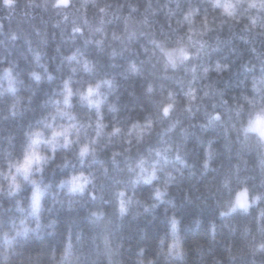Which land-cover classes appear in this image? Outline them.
Segmentation results:
<instances>
[{"label": "clouds", "instance_id": "1", "mask_svg": "<svg viewBox=\"0 0 264 264\" xmlns=\"http://www.w3.org/2000/svg\"><path fill=\"white\" fill-rule=\"evenodd\" d=\"M95 0H81V7ZM187 8L181 10V3ZM20 0H13L11 5L0 0L9 11L15 9ZM29 8L48 7L63 13L69 0H24ZM171 5H175L172 7ZM205 13L211 12L213 18L223 23L242 24L244 32L264 36V0H164L158 11H163L169 18L180 13L177 23L185 27L183 35L170 43L168 40L151 38L148 43L153 51L148 57L163 60L164 78L167 73L184 70L191 76L182 95L190 106L198 99L193 87L198 78L208 79L211 73L221 74L229 70L228 64L217 60L214 64L201 66L197 61L203 60L204 40L211 28L208 17L200 21L201 8ZM100 11H104L103 8ZM155 14V12H154ZM80 32L79 27L73 28ZM0 34H3L0 32ZM15 42L19 39L13 33L10 37ZM88 46L102 51L103 39L88 40ZM32 53L33 67L28 72V81L21 75L17 61L6 62L0 59V104H6V111L0 110V121L16 120L22 117L33 103L36 88L42 85H54L51 93L41 102L42 114L28 124L23 131V140L16 145V135H0V198L12 201L7 213L0 211V264H16L24 249L33 241H44L57 234L62 211H76L86 201L95 205L103 201L104 205L114 202V215L117 222L131 217L137 220L152 214L164 207L167 231L162 232L156 242L154 256L146 257V248L141 246L136 252L133 264H185V233L199 230L202 220L196 218L192 228L182 224L176 214V204L170 198L171 189L185 172L195 177V165L182 154L180 147L165 139L174 131L175 125L162 128L160 143L156 147L139 152L133 159L125 152L113 151L111 164L127 174L126 180H118L112 187L111 199L96 195L102 184L101 176L107 177L109 168L103 164L101 154L115 141L126 145H144L155 132L156 119L152 113L143 119H131L126 125L118 120L121 111L119 81L134 78L143 79L145 61L130 60L122 67L119 75L109 72L101 73L98 63L80 47L59 56L60 66H67V75L57 77L50 67L43 62L39 50L29 49ZM59 51V49H58ZM147 51V49H145ZM115 52L112 58L115 59ZM249 59L243 64V70L251 73L247 89L234 98L230 130L242 144L254 143L259 149V163L262 178L259 184L250 183L249 176L240 175V167L233 164L230 170L224 171L219 179L218 191L223 200L217 201L216 209L220 221H227L237 215L250 217L243 225L242 239L246 240V249L251 257L264 256V60L258 69L250 67ZM112 67H116L115 64ZM60 71L57 67L56 72ZM199 73V76L197 75ZM182 84L183 81H178ZM157 89L153 83H146L144 94L156 109L162 120H170L180 103L179 94L173 88L162 89L158 99H151ZM29 93V94H25ZM224 90L220 89L221 102ZM250 93V94H249ZM203 98H210V92L204 91ZM212 108H216L213 102ZM78 109L83 111H78ZM111 114V121L106 119ZM221 113L213 111L207 116L204 129L220 124ZM182 133L186 130L182 129ZM225 129V134L228 133ZM215 139H209L203 151L200 176L216 172L213 162L219 151L214 147ZM61 154L60 162L57 155ZM123 157L121 168L118 158ZM97 167L101 175L97 174ZM64 172L67 176L53 183L47 176L49 170ZM147 186L151 189L146 201L136 195V189ZM28 191L25 198L22 194ZM253 211L255 228L253 229ZM89 231L69 229L62 247L52 248L47 252L42 264H124L121 258L122 241L110 226L113 220L105 207L89 208L86 216ZM194 225V227H193ZM216 222L209 223L212 235H215ZM117 224V228H118ZM236 228H232L233 234ZM141 240L145 238L141 234ZM231 249H229V252ZM231 261L232 256L228 257ZM252 264H256L255 260Z\"/></svg>", "mask_w": 264, "mask_h": 264}, {"label": "trees", "instance_id": "2", "mask_svg": "<svg viewBox=\"0 0 264 264\" xmlns=\"http://www.w3.org/2000/svg\"><path fill=\"white\" fill-rule=\"evenodd\" d=\"M163 3L164 0H95V3L90 2L81 7V0H69L68 7L63 13L51 7L47 10L43 7H26L24 0H20L12 11L0 5V32L3 33L0 34V59L6 62L17 61L18 70L26 83H30L27 74L34 66L29 49L41 51L43 62L56 73L58 79L67 75V66H60L59 56L69 53L76 47H80L98 63L101 73L119 75L122 67L130 60L145 61L142 66L143 79L119 81L120 89L117 95L121 111L118 120L126 125L131 119H143L146 114L152 113L157 121L155 132L144 145L130 146L122 141H115L101 154V160L109 168V174L107 177L101 176L102 184L98 187L96 195L111 199L115 182L127 179L125 172L115 169L111 164L110 157L113 151L125 152V149L130 147L131 152L125 155L134 159L139 152L158 146L161 129L174 124V131L165 139L180 147L182 154L195 165L197 175L193 177L185 172L171 189L170 198L175 201V211L182 224L191 229L196 218L203 222L199 230H189L185 233L187 252L185 264H252L253 260L256 264H264V256L249 255L246 249L247 242L242 239L243 225L250 217L237 215L230 220L220 221L216 209L217 201L224 198L218 191L220 176L224 171L230 170L233 164L239 165L241 176L251 178L250 183L259 184L262 178L258 147L251 142L242 144L236 138L230 130L232 121L229 117L232 116L234 98L238 99L239 94L247 89L251 75L243 70V64L250 59L252 64L249 66L258 69L261 66L260 61L264 60V36L244 32L242 24L231 22L222 24L218 18H213L214 14L210 11L205 13L202 7L201 16L197 17V21L207 15L208 27L212 31L203 37V60L197 63L206 66L219 60L222 65L228 64L229 70L221 74L213 72L208 79L198 78L193 85L198 99L192 103L190 111H185L188 105L182 90L187 89L191 76L186 75L181 69L177 72L169 71L167 78H164L163 60L156 57L148 60L153 51L148 43L151 38L172 43L186 31V26L182 27L177 23L180 13L169 18L163 11H158ZM187 6V3L182 2L181 10H185ZM101 8L104 11H100ZM75 27H79L81 31L74 32ZM13 33L19 37L15 42L10 39ZM98 39L104 41L102 51L86 43L88 40ZM113 52L116 54L115 59L112 58ZM113 64L116 67H112ZM58 66L60 71L56 72ZM197 75L199 76V73ZM178 81L183 83L179 84ZM148 82L153 83L157 89L156 95L151 98L153 102L158 99L162 89L173 88L179 94L180 103L170 120H162L152 101L145 96L144 88ZM52 87L54 85L45 84L39 88L33 85L36 94L30 109L16 120L0 121V135L14 133L16 145L19 147L24 129L44 111L41 102L51 93ZM220 89L224 90L223 99L228 101L227 104L221 102L220 95H217ZM206 90L210 92V98L201 99ZM213 102H216L215 109L212 108ZM6 104L7 101L0 104V110L6 111ZM213 111L221 113L223 119L220 124L204 129L201 125L206 123L207 116ZM106 119L111 121V114H106ZM182 129L186 131L182 133ZM225 129L229 130L227 134ZM209 139H215L214 147L219 151L217 159L213 162L217 170L200 176L203 151ZM61 158V154H58L56 162H60ZM118 159L123 168V157ZM69 171L57 170L53 173L50 169L47 178L55 183L61 177L67 176ZM96 171L101 175L99 167ZM135 191L138 197L146 201L151 194V189L147 186H141ZM22 195L26 198L28 191ZM11 204L12 201L0 198V211L7 213ZM92 206L105 207V211L110 214L113 220L110 227L122 241L121 258L124 264H133L136 252L141 246L146 248V257L155 255L156 242L160 234L167 231L165 206L137 220L127 217L122 222H117L113 211L114 202L112 205H104L103 201H97L95 205H91L86 201L76 211L60 212L57 234L44 241H33L28 244L16 264H42L48 251L54 247L57 249L62 247L70 228L74 231L78 228L85 232L89 231L86 216ZM252 215L254 229V211ZM212 221L216 222L214 236L209 228ZM233 227L237 230L235 234L232 232ZM142 233L145 235L143 240L140 238ZM229 256L233 257L231 261Z\"/></svg>", "mask_w": 264, "mask_h": 264}, {"label": "snow or ice", "instance_id": "3", "mask_svg": "<svg viewBox=\"0 0 264 264\" xmlns=\"http://www.w3.org/2000/svg\"><path fill=\"white\" fill-rule=\"evenodd\" d=\"M5 4L11 5L13 3V0H4Z\"/></svg>", "mask_w": 264, "mask_h": 264}]
</instances>
